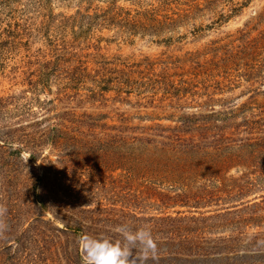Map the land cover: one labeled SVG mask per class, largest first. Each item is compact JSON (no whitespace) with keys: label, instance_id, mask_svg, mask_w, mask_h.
<instances>
[{"label":"rangeland","instance_id":"1","mask_svg":"<svg viewBox=\"0 0 264 264\" xmlns=\"http://www.w3.org/2000/svg\"><path fill=\"white\" fill-rule=\"evenodd\" d=\"M262 171L264 0H0V264H57L50 242L82 254L120 216L147 264H264V182L248 207L218 191Z\"/></svg>","mask_w":264,"mask_h":264},{"label":"trees","instance_id":"2","mask_svg":"<svg viewBox=\"0 0 264 264\" xmlns=\"http://www.w3.org/2000/svg\"><path fill=\"white\" fill-rule=\"evenodd\" d=\"M119 155H124V156H120L119 157V159H118V167L117 168H123L124 167V162L126 161L124 159L126 154H124L122 152V154H119ZM31 159H33V155H31ZM62 159H64V157H62ZM128 162H129V159H128ZM75 165H77V167H79V163H75ZM66 169H68V168L66 167ZM179 172H180L181 175H183L185 173V172L180 171V170H179ZM6 174L7 175L4 177L5 182L6 183H10L8 185H12V186H14V185L17 186L18 185L17 187L14 188V190L17 192V189L19 187V181H18V177H17L18 173L14 172L10 168L8 169V167H7ZM250 174H252V173H250ZM250 174L243 173L238 178L227 179V181L224 184L225 186L223 188L219 189L218 191H221L222 194H226L227 198L237 199V201L235 200L236 202L234 201L235 203H238V204H236L237 206L242 205L243 207H248L249 203L252 200H246V199L249 198V196L252 194L251 192L256 190V188L260 185L261 182H264V171H262V173L259 176L252 177V178H251ZM253 174H255V173H253ZM209 176L212 179H214V180H217V178H219L218 175H217V172H215V171L210 172ZM174 178H176V177H173L172 181H174V182H182V181H180L179 177H177L176 180ZM57 186L52 185L51 189H49V191H48V194L51 195L50 199L52 201H54V202H58L57 200L59 199L60 192H61V190ZM217 196H218L217 192L212 190L210 192L205 193V196H201L200 198H199V196H196L195 198H199L198 200L203 201V200H207V199L208 200H213ZM178 198H180L179 200H181L182 202H185L187 199L188 200H192L193 195H191V196L177 195V196L173 197L172 200L176 201ZM253 205L254 206H259V204H257V203H254ZM233 206H232V208H233ZM242 208H239L236 211H240ZM252 214H256V211L254 210L252 212ZM120 217L119 218H115V220L107 219V222L108 223H115V225L119 224V222H121V221L124 222V220L126 218L124 217V219L120 221ZM248 220H254L256 222L257 221L260 222L262 220V218L260 216L254 217V215H252L251 218H249ZM98 222L99 221L96 220V219H91V223L93 225H87L86 227H84L86 229H84L82 231V235L87 234V235L97 236V237H99L101 235H104V236L110 237L112 240H116V239L120 238V234L119 233L114 236V233L109 232V231L105 232V231L99 230V231H101V233L95 232L96 228L94 226H96V224ZM102 224H105V223H102ZM91 229H95V230H91ZM175 235L173 234V236H175ZM177 237L180 239V242L182 243L180 246H182L183 244L188 245L192 241V239H190L189 235L178 234L174 238H176V240H177ZM54 239L55 238L52 237L50 241H54ZM68 239H69V236L67 235L66 243L69 245L70 242H69ZM223 240H224L223 241L224 243L227 242V241H229V242L232 241L231 239H229V240L223 239ZM53 244H54V242H52V243L50 242L48 248H46V251H44L43 255L45 257L50 258L52 261L54 260L57 264H77V263H82L83 264L82 254H81V252L78 249H70L69 246L66 245V244H65V247H61L60 245L55 247V246H53ZM183 250L184 249H180L179 251H176L174 253H169L168 252V253H166V255H164L162 257H163V259L166 258L165 256L168 257V255L171 256V257H180V256L184 255ZM60 252L63 253V254H60ZM133 252H135V251L133 250ZM207 255L208 254H203L204 257H206ZM153 262H155V260L152 259V258H149L145 262V264L153 263Z\"/></svg>","mask_w":264,"mask_h":264},{"label":"clouds","instance_id":"3","mask_svg":"<svg viewBox=\"0 0 264 264\" xmlns=\"http://www.w3.org/2000/svg\"><path fill=\"white\" fill-rule=\"evenodd\" d=\"M113 230L120 234L119 239L87 234L78 237L83 264H145L149 258L157 257L156 238L148 225L133 227L124 222Z\"/></svg>","mask_w":264,"mask_h":264}]
</instances>
